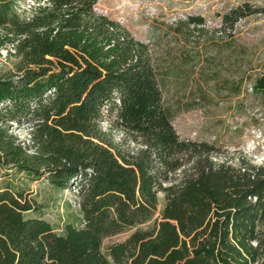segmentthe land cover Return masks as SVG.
<instances>
[{"label":"trees","instance_id":"obj_1","mask_svg":"<svg viewBox=\"0 0 264 264\" xmlns=\"http://www.w3.org/2000/svg\"><path fill=\"white\" fill-rule=\"evenodd\" d=\"M96 1L28 0L19 18L0 0V27L20 38L26 61L0 76V167L74 191L80 215L54 229L23 190L1 183L0 264H264V162L216 163L211 145L180 139L145 46L95 17ZM262 2L229 9L218 31L264 15ZM254 87L264 92V74ZM102 122L137 148L105 141ZM12 124H30L33 143L21 148L6 131ZM158 194L155 229L102 254L104 238L151 218Z\"/></svg>","mask_w":264,"mask_h":264},{"label":"rangeland","instance_id":"obj_2","mask_svg":"<svg viewBox=\"0 0 264 264\" xmlns=\"http://www.w3.org/2000/svg\"><path fill=\"white\" fill-rule=\"evenodd\" d=\"M263 0H97L95 17L114 22L134 42L145 46L158 76L161 107L180 139L213 147L212 160L235 165L240 159L264 162V92L254 87L264 74V15L238 20L231 31L219 32L229 9L247 3L261 7ZM28 0H11L19 18L28 15ZM42 3V2H41ZM45 4V3H42ZM200 19V25L189 19ZM20 39V38H19ZM0 27V76L16 74L26 65L18 40ZM31 66V65H30ZM30 124L10 125L6 131L23 144H32ZM97 130L120 150L134 151L131 135L106 122ZM35 146L27 154H35ZM23 190L37 204L34 213L60 229L64 222L78 224L74 191L58 190L45 180H28L13 169L0 167V185ZM162 195L151 218L104 238L99 251L134 234L150 232L159 222ZM26 254L23 248L18 252Z\"/></svg>","mask_w":264,"mask_h":264}]
</instances>
